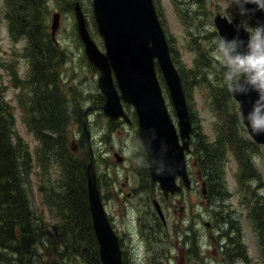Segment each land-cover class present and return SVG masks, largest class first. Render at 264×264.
<instances>
[{"label":"rangeland","instance_id":"374dc122","mask_svg":"<svg viewBox=\"0 0 264 264\" xmlns=\"http://www.w3.org/2000/svg\"><path fill=\"white\" fill-rule=\"evenodd\" d=\"M74 1L44 0L42 29H45V31H43L44 33L40 37L42 41L46 39L47 35L49 38L51 37L50 24L52 15L57 12L59 15L58 26L54 32L55 42H52L59 52L58 60L55 63L58 75V90L55 94L56 96H62V94L67 96L64 109L70 113L69 118L67 117L66 127H64L66 136V142H64L69 148L73 144L77 147V144L82 140V142H85L87 149L92 148L95 154L93 165L105 211L116 233L119 236H124L130 229L128 224L134 206L140 205L143 211V218H146L150 210L149 198H142L139 202L140 198L138 197V187L144 178L146 166L141 167L137 163L138 158L144 157L140 141L137 137V120L134 115V108L127 103H123V105L126 112L131 116V123L120 122L115 125L111 122L113 120H109L101 109L100 105L104 102V96L97 84L99 71L87 60L84 46L78 37ZM77 1L86 19L90 36L98 47L104 51L102 38L97 34L95 29L91 0ZM169 2L170 0H156L155 5L160 13V19L167 38L176 55V67L182 71L184 77L188 105L194 111L192 120L194 129L192 133L193 141L190 145V153L188 154L192 187L190 188L191 191L185 193L184 197H172L165 201V205L169 206L170 209L180 208V206L184 207L182 212H179V209H175L179 213V217L176 218L175 216L173 219L171 218L172 231L167 233L164 238H158L156 243H152V252L144 257L143 252L146 250L141 246L140 239L141 235L143 237V232L141 229L137 230L125 244L128 248V254L126 259L123 256V264H199L193 259L196 256L191 253L193 252L192 248L190 251H184V248L187 246L181 243L182 239L179 236L185 231L190 234V241L194 237V231L199 235L200 239L197 242L199 250H196V252L202 256L201 261L206 264H264L261 259L262 255L260 256L258 238L253 229L254 225L247 218L248 215L253 217L250 208L253 199L252 192L259 195L262 198L261 200L264 201V167L253 165L261 179L260 181L250 180L251 187L248 186L247 188L245 186L248 178L244 176L243 185L237 181L236 176L239 173V168L233 154L229 152L226 154L224 165L221 164L223 173L222 196L210 193V188H206L205 195L201 193V181L205 180V177L198 168L199 158L194 146L198 144L197 134L200 133L203 136L204 142L209 147H216L217 141L214 128L218 117L213 108L217 105L209 100L203 83H195L192 80L189 68L192 67L191 60L194 58V54L192 49L186 48L190 37L185 35L184 28L173 13ZM180 2L182 3V7L193 11L190 20L193 25H190L192 32L200 36L199 39L195 37L193 39L194 43L199 45L205 60L207 57H210L211 41L216 37L215 32L211 30L213 25L211 18H209L212 9L216 11L217 8L222 14L227 16L239 17L243 24H245V27L249 25L248 15L241 16L235 6L225 9L227 0H180ZM4 7V1L0 0V81L3 86H6L4 98L15 107L16 122L13 139L21 137L29 146L33 168L29 179V200L32 211L36 218L41 214L48 223H53L57 222L55 213L52 215L47 205L44 204L38 188L41 176L34 152L37 141L32 133L27 131L20 118V108H18L16 102L18 89L13 86L11 80L12 72H15L20 79L25 78L29 72L28 59L20 55L26 45V39L14 41L9 35L7 22L4 18ZM211 16L213 18L214 12H212ZM205 73L208 78L215 79L220 83L219 74L214 66L205 70ZM22 94L26 96V94H31V92L24 88ZM164 95L172 119L176 122V117L166 91H164ZM232 98L230 95V99L232 100L230 107L233 101L236 103L234 98ZM76 106L81 110L79 120L73 114ZM232 112L222 113L221 124L225 135L222 140H225L227 143V135L229 133L234 134L237 131L236 128L228 129L224 124L226 118L230 117L232 120L235 111L234 113ZM237 133L238 138L251 140L245 131L240 117ZM77 149L74 153L79 155L82 151ZM252 149V154L255 153L264 157L263 145H259V147L253 146ZM115 153H117L118 157H122L120 161H117L118 157ZM56 175L57 167L55 166L52 169V178H55ZM130 178L136 182V185L129 191L130 197H127L125 192H127L128 186H130ZM213 190L216 191L217 187L213 188ZM250 194H252L251 199L249 198ZM173 202L175 204L171 205ZM170 215H172V212L168 211V216L170 217ZM233 216L237 219V223L234 220L232 228L231 224L226 220L229 217L233 218ZM168 221H170V218ZM237 226L240 228V231ZM177 235L179 237L178 240ZM59 238L63 242L60 234ZM38 249L40 254L43 255L41 257V262H43L46 259L45 250L42 247ZM167 251H169V255L163 256L162 254ZM137 255L139 256V260L137 259Z\"/></svg>","mask_w":264,"mask_h":264},{"label":"trees","instance_id":"16d2710c","mask_svg":"<svg viewBox=\"0 0 264 264\" xmlns=\"http://www.w3.org/2000/svg\"><path fill=\"white\" fill-rule=\"evenodd\" d=\"M3 1L9 35L14 41L26 39L20 55L28 59L29 72L22 79L12 72L11 80L18 89L16 102L20 108V118L37 141L34 152L41 176L38 188L44 204L52 215L55 213L57 222L48 223L41 214L36 218L32 211L29 179L33 168L29 146L21 137L13 139L15 107L4 98L6 86L0 81V264H101L87 199L85 166L89 148L80 140L77 148L82 152L77 155L65 143L64 127L70 113L64 109L67 96L55 94L58 90L55 63L59 52L51 37L47 35L44 41L40 37L45 31L42 29L44 0ZM157 13L159 14L158 11ZM187 14V19L191 20L193 11L186 8L181 13L185 22H188ZM174 59L177 62V58ZM212 66L210 57L205 60L203 52H200L196 65L189 70L192 80L204 83L208 88L209 99L219 107L218 109L215 105L213 108L218 117L215 123L216 147H209L200 133L197 134L198 144L194 147L206 188H210V193L222 196L221 164L224 165L229 152L233 154L239 168L236 179L241 185L244 176L248 178L247 188L251 187L250 180L260 181V175L250 160L252 147L259 145L252 140L238 138V106L233 101L230 107V93L220 87L215 79L206 76L205 70ZM180 73L182 74L181 70ZM24 88L31 94L24 96ZM185 91L187 93V88ZM190 110L193 120L194 111ZM224 112L234 113L232 120L228 117L224 124L228 129H237L236 133L227 135L228 143L222 140L225 136L221 124ZM73 114L77 120L80 119L81 110L78 106ZM111 122L116 125V121ZM55 166L57 175L52 178ZM215 187L216 191L213 190ZM252 194V206H246L251 208L253 217L248 215L247 218L254 225L264 263V201L259 195ZM252 194L249 195L250 199ZM234 220L237 223L234 216L226 220L232 228ZM237 228L240 229L238 226ZM39 247L45 250L46 259L43 262ZM242 247L245 248L244 245Z\"/></svg>","mask_w":264,"mask_h":264},{"label":"water","instance_id":"95a60500","mask_svg":"<svg viewBox=\"0 0 264 264\" xmlns=\"http://www.w3.org/2000/svg\"><path fill=\"white\" fill-rule=\"evenodd\" d=\"M245 6L250 10L251 27H255L257 23H264V11L256 9L254 4H245ZM252 9L256 10L251 11ZM92 10L97 31L103 38L105 53L98 49L90 37L79 3H74L77 30L84 45L86 58L99 71L97 84L104 96L101 109L111 119L122 116L129 122L130 119L123 110L121 100L131 104L137 115L138 135L146 148L148 159L153 158V163L157 158L164 164L166 161L167 164H172L170 173L157 175L151 171L152 179L160 182L165 195L180 190V186L175 183L176 175H179L184 185L189 187L190 180L184 156V151L189 150L191 142L189 112L179 74L170 60L168 46L164 41L152 0H92ZM58 17V13L52 15V37L58 25ZM214 24L220 36L226 39L238 37L247 41L248 33L239 19L234 18L233 22H229L226 17L217 13ZM156 55L162 73L164 77L166 76L165 81L178 117L182 144L178 142V134L168 115L160 85L155 77L152 64ZM112 71L117 79L119 91L114 87ZM256 98L257 93L254 91H250L247 95L234 96L239 111L241 105V111L245 116ZM153 129L157 132L156 139H153ZM247 133L254 142L264 145V134L253 137L248 131ZM75 149L76 146L73 145L72 150ZM117 159L120 161L122 158ZM85 174L87 199L93 232L99 247L100 262L123 264L118 236L109 223L100 198L92 155L85 166ZM202 185V193L205 194V183L203 182ZM153 204L163 219L158 202L153 201Z\"/></svg>","mask_w":264,"mask_h":264},{"label":"clouds","instance_id":"9594fccd","mask_svg":"<svg viewBox=\"0 0 264 264\" xmlns=\"http://www.w3.org/2000/svg\"><path fill=\"white\" fill-rule=\"evenodd\" d=\"M245 4H254L256 9L264 11V0H227L225 9L235 6L241 16H247L250 10L244 7ZM226 18L231 22V17ZM243 27L248 33L246 42L238 37L226 39L218 34L211 41L209 56L219 74V86L231 96L247 95L250 91L257 93L246 116L240 105V119L254 137L264 134V23H257L255 27H245L244 24ZM211 30L218 33L215 26ZM153 133V139H156L155 129ZM250 160L256 167H264V157L253 153ZM137 163L141 167L150 168L157 175H164L172 170V164H154L153 158L140 157Z\"/></svg>","mask_w":264,"mask_h":264},{"label":"flooded vegetation","instance_id":"af4514ba","mask_svg":"<svg viewBox=\"0 0 264 264\" xmlns=\"http://www.w3.org/2000/svg\"><path fill=\"white\" fill-rule=\"evenodd\" d=\"M146 181V182H143ZM177 184L181 187L180 190L178 191L177 194L169 195V196H164L163 197V202L161 204V209L165 213L167 219L170 218V221H166L163 223L160 221L154 211V208L152 206V201L154 200L155 197L159 196V188L158 185L152 182L146 174H144V178L141 180V183L139 184V202L141 201L142 198L148 197L150 200V210L149 213L147 214L146 218H143V211L140 207L139 204L134 206V209L131 211L132 216L130 217V221L128 224V227L130 228L127 232L126 235L124 236H119L120 237V243L122 244V254L124 258L126 259V256L128 254L127 247H126V242L130 239V236L135 234L137 230L141 229L142 230V235L140 236L141 239V246H143L146 251L143 252V256L146 257L147 255L152 252L151 244L156 243L158 238H164V236L167 233H170L173 229V225L171 224V221L173 217L176 216V218L179 217V213L175 209H179V212H182L184 210L183 206H180V208H175V209H170L169 206L165 205V201L171 197H176L179 198L180 196L185 195V193L190 192L191 189L189 187H184L183 181L181 179H178ZM130 186H128L127 192H125V195L127 197H130V190L134 188L136 185V182L133 181L131 178L129 179ZM175 204V203H174ZM171 204V205H174ZM168 211L172 212V215L170 217L168 216ZM172 218V219H171ZM177 234H179L178 231H176ZM182 241L181 243L186 245L187 247L184 248V251H190V249H193V252H191L194 256L193 257L194 261H197L199 264H206L205 262H202V256L199 255V253L196 252V250H199V247H197V242L199 241L200 237L199 235L194 231V237H192L190 241V234L187 233L186 231L179 236ZM177 235V240L179 239ZM141 250V249H140ZM163 256L169 255V251L166 253L162 254ZM137 255V259H138ZM139 260V259H138ZM136 260V262L138 261Z\"/></svg>","mask_w":264,"mask_h":264}]
</instances>
